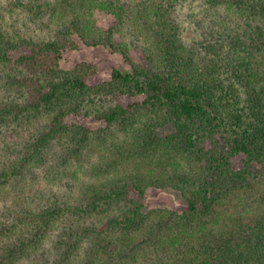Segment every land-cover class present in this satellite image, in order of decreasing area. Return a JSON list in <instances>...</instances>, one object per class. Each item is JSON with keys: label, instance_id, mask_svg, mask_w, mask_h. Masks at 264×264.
I'll use <instances>...</instances> for the list:
<instances>
[{"label": "trees", "instance_id": "trees-1", "mask_svg": "<svg viewBox=\"0 0 264 264\" xmlns=\"http://www.w3.org/2000/svg\"><path fill=\"white\" fill-rule=\"evenodd\" d=\"M190 1L4 0L16 17L0 15V66L22 69L8 86L23 95L0 100V133L20 140L0 147V264H264V0H201L256 23L235 39L231 80L186 48L174 11ZM103 13L117 19L108 29ZM19 20L50 38L26 37ZM78 41L131 70L63 71ZM90 110L106 128H85ZM54 140L74 170L55 166ZM104 150V166L80 164ZM150 187L187 209L146 211Z\"/></svg>", "mask_w": 264, "mask_h": 264}, {"label": "rangeland", "instance_id": "rangeland-1", "mask_svg": "<svg viewBox=\"0 0 264 264\" xmlns=\"http://www.w3.org/2000/svg\"><path fill=\"white\" fill-rule=\"evenodd\" d=\"M123 1L130 5L131 2H135L136 0ZM224 10L225 11H208L206 10V5L203 4V1L193 0L177 6L174 12L176 18L179 19L181 24V32L186 48L195 50L194 52H197L200 57L202 56L207 63H210V60L214 61L217 65L221 66L220 71L222 72V78L225 80H231L235 77V74L231 66L228 64H235L237 61L236 55L240 52L238 45L235 46V39L246 40L249 38L256 23L251 20L248 21L240 14L229 12L225 8ZM0 15L8 22L11 20L13 21V19H11L12 17H16V15L12 14L6 7L4 0H0ZM214 15L215 17L212 18ZM97 21L103 28L108 29L112 24L117 22V19L110 13H103L102 15L97 14ZM17 22V30L28 38H33L35 40H48L50 38V36H48L46 32L40 30L39 26L36 24H30V26L27 24L25 27L22 24L23 21L19 20ZM116 39L118 40L119 36L116 35ZM78 43L80 44L78 50L64 53L61 62V69L63 71H70L79 63H88L96 67L104 79H109L113 68H118L124 72H129L131 70L130 63L121 55L114 54L104 47L86 46L81 41H78ZM241 49H243V47ZM21 71L22 69L14 64L0 66V100L22 99L23 93L14 91L8 86L9 79L12 76H22ZM85 128L90 131H100L106 128V125L97 120L93 114V110H90V114L85 122ZM35 132L37 135L35 134L34 137L32 135H27L26 137L31 143L36 141L37 136L40 135L39 132H41V129H37ZM14 140L20 141L16 136L9 133H0V147L5 145H15ZM22 141H24V139H22ZM57 141L58 140H54L53 142L51 155H55L56 157L60 156V159L53 163L55 166L58 165L63 171L74 170L72 165H75L76 162L71 164L70 161L65 158L63 146L66 145L59 144ZM104 156H108L107 151H94L90 159L84 157L80 164L87 167L90 165L87 163L92 162L94 165L101 163L102 166H104L100 161L101 159L103 160ZM97 160L99 161L98 163ZM104 161L108 162L107 160ZM84 173L87 172H80L79 176ZM33 183H37L36 180L32 181V184ZM40 183L42 185L46 184V182ZM13 197L14 196L11 193H7L5 196L6 201H9L8 199H13ZM147 197L146 211L166 210L182 214L187 209V205L182 195L171 188L157 189L150 187L147 191ZM2 203L3 202H1V204ZM51 239L52 235L48 241H46L41 253L44 254L43 256L45 260L48 259L52 263L53 260L56 259V254L51 248H49L51 246L50 243L52 242ZM44 263L45 262L43 261V264ZM21 264H31V262L24 260Z\"/></svg>", "mask_w": 264, "mask_h": 264}]
</instances>
